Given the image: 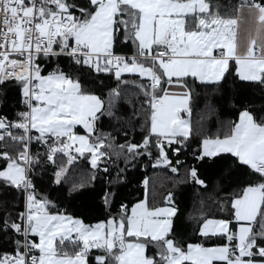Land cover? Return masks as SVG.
I'll use <instances>...</instances> for the list:
<instances>
[{
    "label": "snow or ice",
    "instance_id": "snow-or-ice-1",
    "mask_svg": "<svg viewBox=\"0 0 264 264\" xmlns=\"http://www.w3.org/2000/svg\"><path fill=\"white\" fill-rule=\"evenodd\" d=\"M229 77L264 93V0L223 11L213 0H0V188L22 202L0 213V264H264V95L259 106L236 96V119L216 133L200 123L214 100L193 120L197 87L227 93ZM13 89L22 108L5 112ZM142 158L173 187L208 194L191 234L176 193L153 203L147 179L142 199L117 203ZM79 161L91 172L69 194L103 177L94 222L37 188L39 172L62 186Z\"/></svg>",
    "mask_w": 264,
    "mask_h": 264
},
{
    "label": "trees",
    "instance_id": "trees-1",
    "mask_svg": "<svg viewBox=\"0 0 264 264\" xmlns=\"http://www.w3.org/2000/svg\"><path fill=\"white\" fill-rule=\"evenodd\" d=\"M240 0H213V3L220 7L221 11L225 9H231L238 5ZM129 80H135L136 77H128ZM233 77H229L228 84L226 87L230 90L225 93L223 91H213L212 86H198L197 96L195 98V113L193 120L197 121L199 116L204 114L205 105L209 100H214L217 108V113L210 118H206L202 123V131L208 134L216 133L219 128L221 121L236 119L238 105L233 104V100L238 96L242 103H248L252 101L257 106L261 103L259 97L264 95L260 88L254 85H241L237 88L233 83ZM114 83V82H113ZM240 84V82H236ZM127 87V93L129 98L135 99L133 93L136 92L134 85L129 84ZM9 102L8 107L3 109L5 112L10 110H20L22 106L16 104V94L13 89L8 93ZM115 125V122H113ZM105 132L111 131L116 136L117 143H123L126 137L123 135L122 129L116 126H110L108 122H105ZM130 136L139 139V130L132 131L129 129ZM120 167H124L123 161H117ZM91 170L88 168L86 162L79 161L77 165L69 172L68 181L62 186H56L50 184L51 171L39 172L36 176L37 188L50 195V198L56 200L58 203L63 205L68 212L73 215H79L86 218L88 222H94L98 215L101 213L98 211V196L97 192L103 185V177L96 182V190L85 189L82 194H69L68 189L70 182L73 180H80L90 175ZM125 179L123 184L119 185L120 196L117 203L120 200L125 202H135L138 199H142L144 196V185L143 181L147 179L149 181V195L154 198L153 203H157L162 200L163 195L168 191H174L176 193V200L181 209L180 219L177 221L178 224L183 225V228L191 234L192 228L195 227L193 217L198 215L201 210L200 201H205V208L212 207V202L207 199L208 194L203 193L197 188H193L188 185H181L173 187L175 177L170 173H166L163 169H154L151 166V162L147 159H141L135 163V166H127V171L124 174ZM205 178L210 182L211 185L219 183V176L217 167H209L205 173ZM239 179L238 176H233L230 180H224V187L231 190L236 181ZM55 189V190H53ZM7 203L6 208H0V213L11 212L16 209L12 207L15 204L17 207H22V202L19 194L14 189L0 188V204Z\"/></svg>",
    "mask_w": 264,
    "mask_h": 264
}]
</instances>
